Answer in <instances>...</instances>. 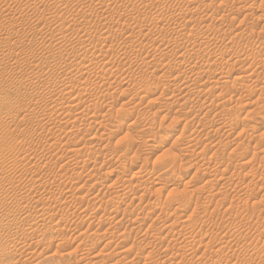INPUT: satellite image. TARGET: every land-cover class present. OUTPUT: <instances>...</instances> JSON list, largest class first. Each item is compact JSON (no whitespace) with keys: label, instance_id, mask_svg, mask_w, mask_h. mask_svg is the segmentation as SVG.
<instances>
[{"label":"rangeland","instance_id":"rangeland-1","mask_svg":"<svg viewBox=\"0 0 264 264\" xmlns=\"http://www.w3.org/2000/svg\"><path fill=\"white\" fill-rule=\"evenodd\" d=\"M0 264H264V0H0Z\"/></svg>","mask_w":264,"mask_h":264}]
</instances>
